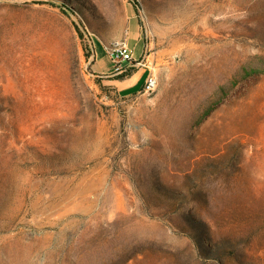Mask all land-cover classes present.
<instances>
[{
    "label": "rangeland",
    "instance_id": "rangeland-1",
    "mask_svg": "<svg viewBox=\"0 0 264 264\" xmlns=\"http://www.w3.org/2000/svg\"><path fill=\"white\" fill-rule=\"evenodd\" d=\"M0 264H264V0H0Z\"/></svg>",
    "mask_w": 264,
    "mask_h": 264
},
{
    "label": "crops",
    "instance_id": "crops-1",
    "mask_svg": "<svg viewBox=\"0 0 264 264\" xmlns=\"http://www.w3.org/2000/svg\"><path fill=\"white\" fill-rule=\"evenodd\" d=\"M140 40H141V37H140ZM145 53H146L145 46H144L143 53L142 51L139 53L138 50L137 52L135 51L133 52V58H134L135 64L132 66H134L133 68L134 70L131 72V75H129L126 79L117 81L118 82L117 87L119 89L121 96L125 97V96L132 95L134 93H140L145 89V85L149 77L151 76V70L148 65V61H145ZM114 73L115 71L111 74H114ZM98 74L110 75L104 72H98Z\"/></svg>",
    "mask_w": 264,
    "mask_h": 264
},
{
    "label": "built area",
    "instance_id": "built-area-1",
    "mask_svg": "<svg viewBox=\"0 0 264 264\" xmlns=\"http://www.w3.org/2000/svg\"><path fill=\"white\" fill-rule=\"evenodd\" d=\"M109 54L112 61L116 65L117 72H123L125 69L133 65L134 58L133 52L129 47L128 41H117L115 42V49H109ZM128 63L126 66L125 64ZM157 87V81L154 77L150 76L144 91L151 92Z\"/></svg>",
    "mask_w": 264,
    "mask_h": 264
},
{
    "label": "bare ground",
    "instance_id": "bare-ground-1",
    "mask_svg": "<svg viewBox=\"0 0 264 264\" xmlns=\"http://www.w3.org/2000/svg\"><path fill=\"white\" fill-rule=\"evenodd\" d=\"M111 49H115V42L112 43ZM57 79V78H56ZM57 82V81H56ZM56 85V84H55Z\"/></svg>",
    "mask_w": 264,
    "mask_h": 264
},
{
    "label": "water",
    "instance_id": "water-1",
    "mask_svg": "<svg viewBox=\"0 0 264 264\" xmlns=\"http://www.w3.org/2000/svg\"><path fill=\"white\" fill-rule=\"evenodd\" d=\"M126 66L128 65V63L125 64Z\"/></svg>",
    "mask_w": 264,
    "mask_h": 264
}]
</instances>
